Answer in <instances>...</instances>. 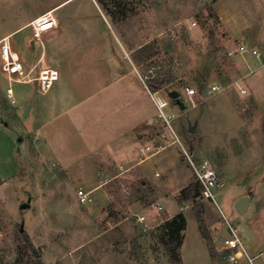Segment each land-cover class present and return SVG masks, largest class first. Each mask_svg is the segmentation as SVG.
Returning <instances> with one entry per match:
<instances>
[{
    "label": "rangeland",
    "instance_id": "374dc122",
    "mask_svg": "<svg viewBox=\"0 0 264 264\" xmlns=\"http://www.w3.org/2000/svg\"><path fill=\"white\" fill-rule=\"evenodd\" d=\"M49 11L57 27L44 41L42 58L56 69L54 82L61 78L62 85L42 93L35 81L12 83V106L4 94L8 82L0 56V264H173L159 228L173 205L185 217L183 264L229 262L223 252L214 260L209 243L214 249L227 243L230 226L252 263L264 264V252L255 258L243 241L246 224L260 219L264 193L242 213L235 207L238 193L257 189L247 174L252 154L264 153V117L248 93L229 85L237 76L236 65L225 51V31L211 0H0V35L21 26L7 38L14 57L27 67L38 61L41 48L32 46L26 23ZM108 60L114 61L115 77L124 73L138 79L139 85H131L137 106L150 107L143 97L159 96L168 101L164 111L175 114L169 125L155 108L154 127L131 128L138 146L164 148L138 166L128 162L125 171L107 157L105 133L89 141L108 125L103 111L113 106L106 98L109 89L92 93L97 88L91 85L93 63ZM206 83L220 90L205 97ZM186 86L196 89L194 107L181 99ZM173 90L185 108L169 96ZM29 99L33 114L24 115ZM99 101L104 103L97 108ZM56 139L62 141L58 147ZM181 144L193 151L195 162L205 157L213 163L221 181L213 189L214 201L201 196L178 200L180 190L196 182ZM78 153L96 159L106 178L119 174L99 181L111 193L109 206L101 188L85 203L79 201L77 190L91 182L78 175L85 166L77 164ZM164 192L173 202L167 211L157 198ZM24 202L29 205L21 208ZM197 210H202L206 236ZM137 214L145 216L146 231L136 224ZM134 232L145 239L135 241ZM231 264L249 262L242 255Z\"/></svg>",
    "mask_w": 264,
    "mask_h": 264
},
{
    "label": "crops",
    "instance_id": "0c3cea01",
    "mask_svg": "<svg viewBox=\"0 0 264 264\" xmlns=\"http://www.w3.org/2000/svg\"><path fill=\"white\" fill-rule=\"evenodd\" d=\"M61 3L62 2H58L55 4V6L58 7ZM211 3L225 31L226 53L227 50L234 48L239 44H244L247 48V51L242 54L229 56L232 57V59L235 62L236 65L235 70L237 75L235 79L232 81V83L229 85L236 86L233 82L237 81L240 84L241 88H245L246 89L245 93H248L253 99V101H255V104H257L261 114L264 117V0H211ZM32 18H30L28 22ZM20 27H16L13 30L1 34L0 40L5 37L7 39L8 44L12 46L11 42L8 41L9 38L8 36H10L12 32L16 31ZM251 49L257 50V54H253L251 52ZM93 65H94L93 72L91 75L95 78V80L91 82L92 83L91 85L96 87L97 89H93L94 91H92V93L93 92L102 93V91H106L109 89V91L112 93H107V96L110 97H106V98H107V102H109L110 105H111L110 102L112 101L113 106L111 107L109 106L110 108L109 107L107 108L108 112L107 109H105L107 113L103 111L104 116L106 115L108 125L103 126L104 128L99 129L95 133H93V138L89 141L91 143L94 140L98 139L96 133H105L106 139H108L107 145L104 147V149H106L107 157L111 159L112 165L118 164L119 169L125 171L123 168L125 164H128V162L129 163L132 162L133 166H138L142 162L146 161V159L148 160L154 157L155 155H157V153L164 148V147H159L157 150V145H150L146 143L145 144L139 143L138 146L136 144L138 138L134 137V134H132L131 128L134 127L136 124L143 123L145 125L154 127L155 123L157 122L156 111H155L156 106L153 100V96L151 97L147 95L146 97H143V99L147 103H150V107H147V105L145 106L143 104L137 106L134 103L135 102L134 97L137 91V90L135 91L136 86L134 85L133 87L131 86L133 83L139 85L137 78H133L131 80L129 79V77L124 76L125 75L124 73H123L124 75L122 74L121 76L119 75L115 77L114 73L112 72L114 68L113 60L111 61L108 60L106 62L98 61V63H93ZM65 73L66 72H64V75L62 74V76H64L65 77L64 80L68 82L69 79L66 77ZM117 82H118V86H116L117 87L116 88L115 84ZM58 85H62L61 78H59L56 82H53L49 90L51 88H57ZM205 85L208 84L206 83ZM101 86L104 87L102 88ZM236 89H238V91L240 92V89L238 87ZM49 90H47V92ZM70 92L72 95V91ZM142 92L143 95H145L144 94L145 92L143 90ZM102 98L105 99V97H101V100H103ZM28 101L29 103L26 102V104L24 105V109H23L24 115H27L29 111L30 114H33V100L31 101V99H29ZM100 103H104V102L99 101L97 103V108L101 107ZM39 108L40 107H38L37 109ZM42 124L45 125L44 123ZM54 133H56V130L54 131ZM58 142L60 141L56 139L55 140V143L57 145L56 147H58ZM86 146H82V147L88 148ZM145 146L150 147L149 151H144V152L140 151V147L144 148ZM95 148L97 147H91L90 149H95ZM73 149L76 148L74 147ZM78 157L79 158L77 159L78 162L77 164L78 165L83 163L85 164L83 168L78 169L79 177L83 180L91 182L88 183V185H85L82 189L88 192V198H89V195L92 191L101 188L103 190V196L106 198V204L104 206L105 207L109 206L111 203V193L105 189L104 187L105 183L104 182L100 183L99 181L102 178L103 181L107 182L110 179L117 177L119 174L117 173L109 178H106L103 172L97 168L98 162L96 161V159L89 158L87 160L84 157L82 158L80 153H78ZM137 157L139 158V160L136 159ZM251 157H252L251 166L249 168V172L247 176L251 180V181L249 180L250 182L255 181L254 184L252 185H257V189L254 190V193L245 195L248 196L249 200L245 210H243L242 212L246 211L251 206L252 202H254V205L258 204L259 202H255L257 201L255 199L257 198V196H260L261 194L264 193V153L261 154L256 152L252 154ZM143 170L145 169L143 168ZM158 175L159 174L157 173L156 170L155 176L158 177ZM220 182L218 185H220ZM85 187H87V189H85ZM238 194L239 195L237 196L236 201L239 200V198L243 197L242 193L241 194L238 193ZM157 195H158L157 198L160 199V201L164 202L167 211L169 204L170 203L173 204L170 198L168 200L166 198L169 197V195L166 194L165 192L162 193L161 195L158 193ZM164 197L166 200H164ZM88 198L86 201H88ZM261 204L262 205L259 211L261 215L259 221L247 223L245 228L246 230H243V234H244L243 241L245 243V246L250 250V252L253 254L255 258L259 254L264 252V202H261ZM175 208L173 205V210L169 213L167 212L168 216L165 219H168L177 212H179L175 210ZM142 231H146V230H142ZM134 233L135 234L133 235L132 238L139 243L143 241L146 237V235L144 234H140L137 232ZM181 245H182V241H181ZM180 247H179V254H180ZM215 252L216 254L223 252L222 256L224 257L225 254L228 255L230 251L227 248L226 242H223V244L220 245L217 244L215 246ZM225 264H229V263L226 261Z\"/></svg>",
    "mask_w": 264,
    "mask_h": 264
},
{
    "label": "built area",
    "instance_id": "2783aa9c",
    "mask_svg": "<svg viewBox=\"0 0 264 264\" xmlns=\"http://www.w3.org/2000/svg\"><path fill=\"white\" fill-rule=\"evenodd\" d=\"M27 25L30 27L31 34L33 37L32 46H39L41 48V54L37 62L27 67L20 60L14 57V51L8 44L7 39L4 37L0 40V56L5 66V73L7 79V86L5 87L4 94L10 105L16 104V98L14 95V90L12 88V83H30L37 82L39 89L42 93L47 92L52 86L55 80L56 69L43 61L44 52V41L50 38L54 33H56V19L52 13L45 12L37 17L31 19ZM247 51L244 44H239L238 46L227 50L228 56H234L242 54ZM253 54H257V50L251 49ZM239 89L241 93H245L246 89L241 88L237 81L233 82ZM220 90V86L217 84L205 85L202 89L203 95L210 96L215 94ZM196 89L193 87H184L185 97L181 98L183 102L191 107L196 106L194 96L196 94ZM157 94V91L153 92L152 95ZM153 100L158 110V116L161 117L167 124L170 125L171 120L175 118L173 112H165L164 108L168 105V101L159 96L154 97ZM182 152L185 160L191 167L195 180L198 182L200 187V196L205 199H211L214 201L213 189L218 186L220 182V177L213 165V163L208 158H200L197 162L193 159V151L191 149L185 148L182 144ZM150 147L145 146L140 147V151H149ZM77 196L81 203H84L88 198V192L82 188L77 190ZM161 208L160 206L158 207ZM136 224L139 226L140 230H147L150 226L147 224L144 215H135ZM230 232L232 236L227 240V248L229 249L228 263L234 262L238 257L246 255L249 264H252L251 258L247 256L242 241L236 233V229L230 226ZM236 248L238 254H235L231 249Z\"/></svg>",
    "mask_w": 264,
    "mask_h": 264
},
{
    "label": "trees",
    "instance_id": "16d2710c",
    "mask_svg": "<svg viewBox=\"0 0 264 264\" xmlns=\"http://www.w3.org/2000/svg\"><path fill=\"white\" fill-rule=\"evenodd\" d=\"M102 0H97V2H101ZM198 196H200V187L198 182H190L185 187L180 190V195L178 197L179 201L183 200H194ZM198 218L200 220V229L203 232V223L201 219L202 210H197ZM160 225V224H159ZM160 229H163L164 235L166 238L163 239V244L169 254V257L173 264H182L179 254V247L181 245L183 230L185 229V217L181 211L174 214L172 217L163 220ZM163 236V235H162ZM204 236H206L204 234ZM209 240V238L207 237ZM211 257L214 258L216 256L215 249L209 243Z\"/></svg>",
    "mask_w": 264,
    "mask_h": 264
},
{
    "label": "water",
    "instance_id": "95a60500",
    "mask_svg": "<svg viewBox=\"0 0 264 264\" xmlns=\"http://www.w3.org/2000/svg\"><path fill=\"white\" fill-rule=\"evenodd\" d=\"M178 92L173 90L169 93V96L174 98L177 102V105L180 106L181 109L185 108V105L182 103V101L178 99ZM190 131H193V128H190ZM248 196H243L242 198H240L239 200H237L236 204H235V207L237 209V211L239 212H242L243 210H245L246 206H247V203H248ZM29 205L28 202H24L22 204H20V207L21 208H25ZM20 230L22 231L23 230V224H21L20 226Z\"/></svg>",
    "mask_w": 264,
    "mask_h": 264
}]
</instances>
